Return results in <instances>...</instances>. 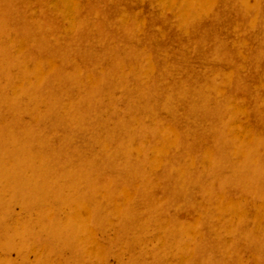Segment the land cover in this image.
I'll return each mask as SVG.
<instances>
[{
    "label": "rangeland",
    "instance_id": "374dc122",
    "mask_svg": "<svg viewBox=\"0 0 264 264\" xmlns=\"http://www.w3.org/2000/svg\"><path fill=\"white\" fill-rule=\"evenodd\" d=\"M0 264H264V0H0Z\"/></svg>",
    "mask_w": 264,
    "mask_h": 264
}]
</instances>
